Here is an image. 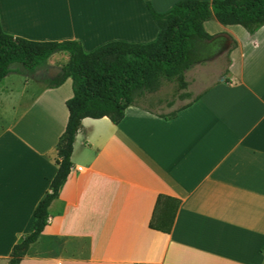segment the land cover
I'll use <instances>...</instances> for the list:
<instances>
[{
    "label": "crops",
    "instance_id": "0c3cea01",
    "mask_svg": "<svg viewBox=\"0 0 264 264\" xmlns=\"http://www.w3.org/2000/svg\"><path fill=\"white\" fill-rule=\"evenodd\" d=\"M177 1L149 0L157 13ZM202 27L223 44L224 75L188 69L189 96L165 102L188 98L174 117L136 102L116 125L81 119L47 224L18 264H264V25ZM0 29L85 53L158 34L143 0H0ZM71 95L69 78L55 88L17 73L0 81V264L48 192ZM158 196L177 201L168 233L148 227ZM171 210L161 202L155 218Z\"/></svg>",
    "mask_w": 264,
    "mask_h": 264
},
{
    "label": "trees",
    "instance_id": "16d2710c",
    "mask_svg": "<svg viewBox=\"0 0 264 264\" xmlns=\"http://www.w3.org/2000/svg\"><path fill=\"white\" fill-rule=\"evenodd\" d=\"M143 1L158 27L156 39L143 45L112 41L85 53L76 41H29L0 29V81L17 73L55 88L69 78L72 93L65 102L67 121L56 143V172L48 192L33 210L30 233L11 247L6 264H18L47 224V207L57 197L71 167L72 143L81 119L106 117L116 125L124 109L159 82L172 83L178 98L188 97L184 73L221 51L220 39L208 35L203 22L214 19L221 25H238L249 34L264 25V0H178L163 13L155 12L149 0ZM234 45L231 42L230 49ZM59 53L66 55V61L49 76L46 61ZM166 201L171 203V212L162 211L155 218L159 204ZM176 205V200L158 196L148 227L168 233Z\"/></svg>",
    "mask_w": 264,
    "mask_h": 264
},
{
    "label": "rangeland",
    "instance_id": "374dc122",
    "mask_svg": "<svg viewBox=\"0 0 264 264\" xmlns=\"http://www.w3.org/2000/svg\"><path fill=\"white\" fill-rule=\"evenodd\" d=\"M220 47L221 50H224L222 43L220 44ZM52 57H56V59L52 61V68L56 69H59L61 66H63L67 58L66 55L62 53L55 54ZM48 61L49 59L46 61V64ZM225 62V52H222L221 56H216L206 63L201 64L200 67L196 68H209L212 71L211 73L218 72L219 77H221L222 75H224ZM27 77L36 81L33 77ZM188 79L191 82L193 80V77L188 75ZM173 89L174 86L172 83L159 82L153 90H146L143 96L137 100V103L142 107L150 108L161 115H169L174 112L180 105L185 103L188 99H174L172 105L167 106L165 102L171 100Z\"/></svg>",
    "mask_w": 264,
    "mask_h": 264
}]
</instances>
